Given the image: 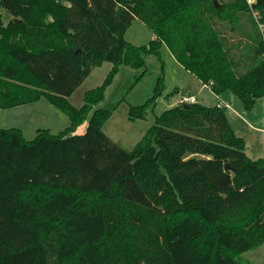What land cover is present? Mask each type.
<instances>
[{
	"label": "trees",
	"instance_id": "trees-1",
	"mask_svg": "<svg viewBox=\"0 0 264 264\" xmlns=\"http://www.w3.org/2000/svg\"><path fill=\"white\" fill-rule=\"evenodd\" d=\"M217 1L0 0L10 16L0 18V109L43 98L69 121L31 140L0 128V264H248L237 255L264 242V157H246L225 108L175 105L130 151L102 132L110 112L94 109L119 65L141 68L164 45L250 110L264 97V0ZM135 19L154 35L146 45L124 38ZM103 62L105 80L75 108L69 97ZM161 91L158 81L129 119Z\"/></svg>",
	"mask_w": 264,
	"mask_h": 264
},
{
	"label": "rangeland",
	"instance_id": "rangeland-1",
	"mask_svg": "<svg viewBox=\"0 0 264 264\" xmlns=\"http://www.w3.org/2000/svg\"><path fill=\"white\" fill-rule=\"evenodd\" d=\"M244 1L246 4L251 3L248 0ZM224 2L242 4L241 0ZM213 3L216 6L221 4L217 0H213ZM208 6L209 3H206L203 8ZM256 14L253 12L255 18H257ZM0 18L5 24L10 16L0 9ZM215 24L225 31L228 37L233 36L227 27L219 22ZM124 38L134 46H142L148 44L154 35L142 22L135 19L125 32ZM229 39L233 42L236 40L233 37ZM143 58L144 66L141 68H134L124 63L119 65L117 73L103 91L102 101L94 107L110 112L101 129L113 143L126 151L134 148L154 123L155 117L177 105L174 99L178 93L182 96H192L196 99V103L207 107L216 105L219 99L223 100L224 95L229 94L232 97L227 98L229 108H225V114L233 132L244 143L246 157L251 160L264 157V97L257 99L250 110L245 109L240 99L229 91L224 95L220 94L219 98L216 97L210 89L202 88L199 81L175 61L164 45L160 47L158 56L143 55ZM111 67L112 64L109 62L94 67L69 97L70 104L79 108L83 104L84 92L100 86ZM158 81L162 89L161 94L154 102H149L144 118L129 119L130 108L145 104L152 97ZM85 124L86 121L83 126ZM68 125L66 115L43 98L37 103L16 109L0 110V128H19L26 140L33 139L38 129H48L56 134L66 129ZM237 259L248 264H264V242L237 255Z\"/></svg>",
	"mask_w": 264,
	"mask_h": 264
},
{
	"label": "crops",
	"instance_id": "crops-1",
	"mask_svg": "<svg viewBox=\"0 0 264 264\" xmlns=\"http://www.w3.org/2000/svg\"><path fill=\"white\" fill-rule=\"evenodd\" d=\"M190 74V73H189ZM89 75V74H88ZM199 83H200V85H201V87L202 88H204V87H206V88H208L209 89V87L208 86H206V85H204V84H202L200 81H199ZM211 91V90H210ZM226 92H228V91H225L224 93H222L223 95L226 93ZM230 93V92H229ZM227 95V96H226ZM226 95H224L225 97L223 98V100L222 99H219V102L218 103H220L221 105H223V104H225V105H227L228 107L227 108H229V105L227 104L228 103V100H227V98H229V97H232L231 95H229V94H226ZM233 95V94H232ZM177 97L174 99V102H176V99L178 98V97H180V96H182L181 95V93H178L177 95H176ZM219 96V95H218ZM218 96H216V97H218ZM190 97H192V96H190ZM219 98V97H218ZM38 102V101H37ZM37 102H34V103H37ZM217 103V104H218ZM30 104H33V103H30ZM30 104H26V105H30ZM26 105H22V106H26ZM22 106H18V107H15V109L16 108H19V107H22ZM174 107V106H173ZM11 109H14V108H11ZM11 109H0V110H11ZM86 125H87V122H86V124L83 126V123L79 126V127H77V129L75 130V134H82L84 131H85V128H86ZM19 129V128H18ZM21 130V129H20ZM21 132H22V130H21ZM22 134H23V132H22Z\"/></svg>",
	"mask_w": 264,
	"mask_h": 264
},
{
	"label": "built area",
	"instance_id": "built-area-1",
	"mask_svg": "<svg viewBox=\"0 0 264 264\" xmlns=\"http://www.w3.org/2000/svg\"><path fill=\"white\" fill-rule=\"evenodd\" d=\"M249 1L250 0H248V2ZM176 103H177V105L192 104V103H196V99L194 97H190V96H180V97H178L176 99ZM216 105H217V107H224V108H227L228 107L227 105H225V104L221 105L220 103H218Z\"/></svg>",
	"mask_w": 264,
	"mask_h": 264
},
{
	"label": "water",
	"instance_id": "water-1",
	"mask_svg": "<svg viewBox=\"0 0 264 264\" xmlns=\"http://www.w3.org/2000/svg\"><path fill=\"white\" fill-rule=\"evenodd\" d=\"M214 3H215V2H214ZM224 170H225V171H228V170H229V166H228V164H225V165H224Z\"/></svg>",
	"mask_w": 264,
	"mask_h": 264
}]
</instances>
